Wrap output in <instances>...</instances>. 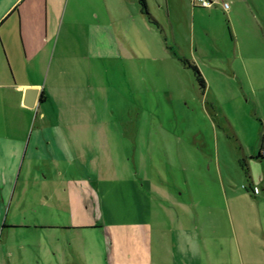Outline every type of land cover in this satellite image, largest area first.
Wrapping results in <instances>:
<instances>
[{"label": "rangeland", "instance_id": "rangeland-1", "mask_svg": "<svg viewBox=\"0 0 264 264\" xmlns=\"http://www.w3.org/2000/svg\"><path fill=\"white\" fill-rule=\"evenodd\" d=\"M86 1L80 15L72 6L60 21H91L97 12L119 57L97 61L92 77H72L95 87L75 101L93 99L97 107L71 100L66 116H96L102 125L81 141L97 153L76 160L86 169L70 175L103 167V177H119L98 183L106 214L131 216L137 207L140 216L151 214L157 257L165 245L167 264L177 258L178 239L197 245L198 264H264V158L257 157L264 154V0H212L211 7L146 0V9L140 0ZM185 60L198 66L206 88ZM25 171L0 221V247L10 246L11 261L20 249L35 258L36 245L59 242L84 247V263L72 264H105L98 230L45 227L67 217L52 221ZM128 178L146 182L147 192L138 194ZM94 243L101 247L89 251Z\"/></svg>", "mask_w": 264, "mask_h": 264}, {"label": "crops", "instance_id": "crops-1", "mask_svg": "<svg viewBox=\"0 0 264 264\" xmlns=\"http://www.w3.org/2000/svg\"><path fill=\"white\" fill-rule=\"evenodd\" d=\"M71 1L0 0V221L4 204L14 197L21 173L26 170L25 179L37 181L38 193L52 221L61 215L67 217L65 223L51 222L46 228L68 232L98 230L107 244L105 264H167L160 260L165 245L159 246L161 252L157 257L151 214L140 216L139 207L131 216L114 209L106 214L98 183L119 182V177H103V167L94 170L98 171L96 175H70L72 170L86 169V163L76 165V160L85 159L88 152L97 153L95 146L87 148L81 141L95 137L102 125L96 116H66L65 104L69 105L71 100L73 104L81 102L82 108L87 104L90 109L97 107L93 99L76 102L74 98H82L86 91L90 93L95 88L90 85V78L87 81L90 84L86 85L81 80L73 81L72 77H92L97 61L119 57L115 34L109 28L104 37L103 23L96 20L97 12L91 21H79V16L66 23L65 18L60 21L62 12L66 14L70 7L73 6L71 13L78 15L85 8L81 6L83 0H74L70 6ZM111 45L115 46L114 50ZM30 88L40 89L35 108L24 104ZM124 181L130 186L132 183L138 194L147 192L144 181L141 184L133 178ZM146 211L143 208L142 213ZM185 240L178 239L174 246L177 258L171 264L199 263L195 258L197 245L187 244ZM96 247L101 245L94 243L88 248L95 251ZM82 248L59 242L49 247L36 245L35 258L20 249V260L11 261V248L4 246L0 247V264L83 262ZM72 254L78 259H72Z\"/></svg>", "mask_w": 264, "mask_h": 264}, {"label": "trees", "instance_id": "trees-1", "mask_svg": "<svg viewBox=\"0 0 264 264\" xmlns=\"http://www.w3.org/2000/svg\"><path fill=\"white\" fill-rule=\"evenodd\" d=\"M140 1L142 2L144 8L146 9V8L148 7V6H147V1H146V0H140ZM185 62H186V64H188L189 67L193 68V70L196 72V75H197V77H198V79H199V81H200L202 87H203V88H206V81H205V79H204L202 73L200 72L198 66H196L195 64L190 63L189 61H186V60H185ZM43 99H44V97L42 96V97H41V101H43ZM263 148H264V142H263ZM257 157L260 158V159H262V158H264V154H263V153H260ZM244 167H245V164H244ZM246 170H247L246 173L248 174V176H250V170H249V167H246ZM250 177H251V176H250Z\"/></svg>", "mask_w": 264, "mask_h": 264}, {"label": "water", "instance_id": "water-1", "mask_svg": "<svg viewBox=\"0 0 264 264\" xmlns=\"http://www.w3.org/2000/svg\"><path fill=\"white\" fill-rule=\"evenodd\" d=\"M40 89L30 88L26 91L24 104L30 108H35L37 101L39 102Z\"/></svg>", "mask_w": 264, "mask_h": 264}, {"label": "built area", "instance_id": "built-area-1", "mask_svg": "<svg viewBox=\"0 0 264 264\" xmlns=\"http://www.w3.org/2000/svg\"><path fill=\"white\" fill-rule=\"evenodd\" d=\"M214 1L212 0H194L195 5H200L203 7H211ZM224 7L227 9L229 7L228 4H225Z\"/></svg>", "mask_w": 264, "mask_h": 264}]
</instances>
